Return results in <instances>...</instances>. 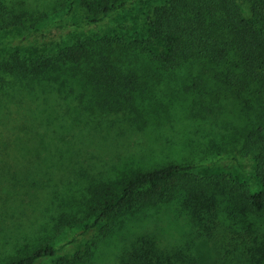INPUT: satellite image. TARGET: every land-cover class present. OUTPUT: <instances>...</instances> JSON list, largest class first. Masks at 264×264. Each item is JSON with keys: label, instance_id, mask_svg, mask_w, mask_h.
I'll return each instance as SVG.
<instances>
[{"label": "rangeland", "instance_id": "374dc122", "mask_svg": "<svg viewBox=\"0 0 264 264\" xmlns=\"http://www.w3.org/2000/svg\"><path fill=\"white\" fill-rule=\"evenodd\" d=\"M0 1L23 2L31 12H42L46 26L53 20L65 22L27 38L24 29L0 32V61L11 54L51 55L95 35L108 40L116 67L139 82L127 99H116L114 92L94 84L92 65L71 64L60 82H53V76L31 84L20 81L30 90L0 95V264L35 241L60 246L55 257L38 264L83 255L98 240V230L60 226L55 232L57 217L74 210L90 185L132 168L187 162L198 165L194 172L199 176L222 174L257 188L250 156L232 152L249 124L239 104L227 101L211 83L201 94L212 95L211 107L218 99L220 110L198 116L193 104L197 95L185 87L202 75L200 68L165 72L146 53L157 51L149 42L148 22L165 0H132L91 25H84L74 0ZM237 7L243 17L250 16L247 3L237 2ZM227 224L231 232H240L241 224L226 218ZM137 236H150L159 247L189 246L210 256V264L222 263L213 258L209 243L195 241L187 212L176 199L110 229L91 258L80 264H120Z\"/></svg>", "mask_w": 264, "mask_h": 264}, {"label": "trees", "instance_id": "16d2710c", "mask_svg": "<svg viewBox=\"0 0 264 264\" xmlns=\"http://www.w3.org/2000/svg\"><path fill=\"white\" fill-rule=\"evenodd\" d=\"M74 1L84 25H91L132 0ZM237 2L248 4L249 17L242 16ZM44 20H48L46 15L31 12L23 2L0 1V32L24 29L27 38L65 24L59 19L46 26ZM148 27L149 42L157 51L146 53L159 68L165 72L194 65L200 68L202 75L185 87L197 95L193 104L198 116L220 110L218 99L213 108L209 100L212 95L205 93L202 97L201 91L208 85L218 86L227 101L239 104L249 124L241 130L232 152L250 156L257 188L249 189L222 174L199 176L194 172L198 165L187 162L132 168L114 180L90 185L74 210L57 217L54 230L60 226L96 229L99 241L110 229L148 208L178 199L187 212L195 241L209 243L216 255L213 258H221V264H264V0H165L152 10ZM111 51L106 38L93 35L51 55L22 58L11 54L0 61V95L5 98L29 91V87L17 83L20 81L31 84L53 76V82H60L68 65L84 64L92 65L96 86L114 92L116 99H127L129 90L139 82L116 67ZM226 218L241 224L240 232H231L230 224L225 225ZM97 241H92L83 255L61 259L62 264L89 260ZM59 249L49 241H35L1 264H38L55 257ZM121 259L120 264H210V256L196 253L195 248L159 247L150 236H137Z\"/></svg>", "mask_w": 264, "mask_h": 264}]
</instances>
